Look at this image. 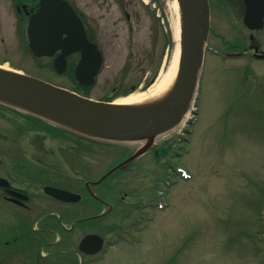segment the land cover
<instances>
[{
    "label": "rangeland",
    "instance_id": "374dc122",
    "mask_svg": "<svg viewBox=\"0 0 264 264\" xmlns=\"http://www.w3.org/2000/svg\"><path fill=\"white\" fill-rule=\"evenodd\" d=\"M129 1L126 10L131 20L127 19L125 11H119L112 3L109 25L137 29L132 34L134 46L130 48L126 44L127 32L120 34L122 50H112L96 84L86 91L93 99L114 97L111 94L113 89L121 93L116 100L134 92L145 91L149 86L144 88V85L156 71H161L177 44L169 0ZM221 37L224 38V51L231 45L239 44L232 34ZM131 53L135 54L134 59L126 62ZM220 58L210 53L206 55L194 124L187 122L182 129L157 141L158 148L168 144L172 146H167L169 148L161 158L155 157L156 167L152 164V155L142 157L135 163L139 165L146 161L149 162L146 167L154 168L149 177L157 175L158 191L155 199L162 202V205L168 204L156 211V214L146 207H142L143 213L137 212L130 205L133 202L124 206L129 211L127 220L130 217L147 220L154 218L144 223L146 227L143 232L136 229L127 235L138 241L135 245L127 243L118 246L94 264H264V62H253L245 57L224 61ZM37 64L0 62L6 69H24L30 75H39L45 82L84 93L75 80L70 79L73 73L68 71L73 68L69 67L65 75L59 76L52 70V62H39L42 69ZM192 118L193 111L190 114ZM4 123H7V117L0 115V124ZM187 130L191 133L186 136L188 140H185L183 136ZM33 137L27 139V144L21 145L25 149L21 153H57L67 156V159L59 155V158L43 160L53 170L64 165L67 168L63 174L65 182L72 171L73 178L78 182L75 189L79 192L122 160L118 158V153L99 151L90 147L86 141L81 142L82 147L77 149V153L61 152L60 143H66L50 137L47 141L43 140L42 152L41 146L35 147V143L40 144L41 138ZM110 147L106 149H116ZM71 163L77 167L76 171L72 170V165L68 166ZM179 171H185L189 178L183 179ZM115 173L113 176L117 178H109L103 184L104 189L107 186L115 189L111 197L108 196L110 201L120 197L121 191L135 195L132 188L138 190L135 192L145 193L138 181L141 178H126L127 184L121 185V174ZM164 181L173 184V187L171 185L172 188H169ZM150 182L151 179L146 185L149 186ZM161 187L167 189L164 191L168 193L167 196H161ZM99 195L104 197V194ZM146 201V198L144 201L138 199L139 204H145ZM78 208L82 210L83 206ZM92 212L86 210L83 214L88 216ZM126 224L130 225L131 221L128 220ZM85 225L91 229H100L97 223L85 222ZM88 230L86 226L83 231ZM80 264H83L82 259Z\"/></svg>",
    "mask_w": 264,
    "mask_h": 264
},
{
    "label": "flooded vegetation",
    "instance_id": "af4514ba",
    "mask_svg": "<svg viewBox=\"0 0 264 264\" xmlns=\"http://www.w3.org/2000/svg\"><path fill=\"white\" fill-rule=\"evenodd\" d=\"M44 1H47L49 8L46 14H54L58 0H0V62L54 64L62 57L63 50L72 49L75 51L64 58L68 62V67L70 62L75 65V73L77 64L84 56H90L91 51L94 58L95 50L99 49L103 62L109 60L113 49L121 51L120 34L124 32L128 35L126 44L130 48L134 46L132 34L137 29L109 25L112 3L119 11H125L127 19L131 20L126 5L131 1L60 0L67 2L78 16V19L72 22V27H65L66 33L61 38L63 47L60 49L58 46L61 44L55 43L58 37L47 33L53 30L48 25L55 23L56 20L43 21ZM257 2L262 5L263 0ZM209 4L211 28L207 53L219 57L244 56L253 62L257 60L264 62V20L260 29H251L245 24L248 12L245 0H209ZM252 14L255 15L256 12ZM259 14L258 12L257 15ZM253 22L255 25L261 24L259 20ZM227 34L236 36L239 44H230V48L224 51L222 48L224 38L221 35L224 37ZM215 37L217 39H214ZM32 44L41 52L43 49L59 50L55 51L54 55L43 57L32 53ZM134 57L135 54H129L126 62ZM89 62L95 61L92 59ZM33 76L41 78L39 75ZM43 135V128L32 123L7 121L4 125L0 124V264H80V259L83 264H94L109 251L116 250L118 246L122 247L127 243L132 245L131 238L128 236L129 242L127 235L136 229L140 231L139 226L144 219L130 217L128 220L131 224L127 225L129 211L124 206L127 207L129 202H133L130 205L140 212L141 204L138 203V199L146 198L151 200V205L154 204L157 175L154 178L149 177L154 168L146 167L149 162L145 161L139 165L134 164L124 171L121 174L123 178L121 185L127 184L126 178L139 177L141 179L138 181L145 193L132 188L135 195L124 192L119 200L112 202L108 198L112 193L110 187L104 189L103 186L100 192L97 187L90 185L84 187L86 191L82 189L79 192L75 189L78 182L73 178L72 171L71 176L67 177L69 180L65 182L63 174L67 168L61 165L53 170V167L48 166L46 160H43L59 158L60 154L21 153L25 151L21 145L27 144V139L34 138L33 136L41 138L40 144L35 143V147L41 146L40 151L43 152V140L47 141L43 139ZM154 151L155 153L151 154L154 156L152 164L156 167L155 157L158 150ZM60 158L67 159V156L60 155ZM70 165L72 163L68 164ZM71 167L72 170H77L75 165ZM150 179L151 182L147 186L146 182ZM48 187L80 194L82 198L78 202L63 201L48 194L46 191ZM99 194H104V197ZM129 197L133 199L128 200ZM80 205L83 206L82 210L78 208ZM99 209L101 210L97 211ZM86 210H92V215L83 214ZM85 222L97 223L100 229L84 226ZM86 226L90 230L83 231ZM92 235L103 238V248L99 253H93L99 249L97 239L84 246L85 249L82 248L83 240Z\"/></svg>",
    "mask_w": 264,
    "mask_h": 264
},
{
    "label": "water",
    "instance_id": "95a60500",
    "mask_svg": "<svg viewBox=\"0 0 264 264\" xmlns=\"http://www.w3.org/2000/svg\"><path fill=\"white\" fill-rule=\"evenodd\" d=\"M178 3L182 21L179 70L173 87L163 98L142 105L98 102L37 78L0 68V103L88 138L143 144L133 157L102 178L106 179L122 165L146 152L159 136L177 127L191 110L210 29L209 3L208 0H178ZM246 4L248 9L246 24L252 29L260 28L261 25H255L253 21H263L264 0L262 5H259L257 0H246ZM44 6L46 5L43 4V16ZM58 11L59 14L53 18L59 20V27H72V22L78 19L66 2L59 5ZM257 11H262L260 17L252 14ZM62 31L55 34L61 37L65 33ZM95 52L94 58L91 51V55L84 56L77 66L76 79L80 85L95 84L96 76L103 65L100 52L98 50ZM48 53L43 50V55ZM67 53H72V50ZM92 59L95 62H89ZM66 66L67 62H55V67L60 73L65 71ZM46 191L65 201H78L81 198L79 195L53 187L46 188ZM95 239L100 249L102 239L97 235L86 237L82 242V248L85 249L84 246Z\"/></svg>",
    "mask_w": 264,
    "mask_h": 264
},
{
    "label": "bare ground",
    "instance_id": "6f19581e",
    "mask_svg": "<svg viewBox=\"0 0 264 264\" xmlns=\"http://www.w3.org/2000/svg\"><path fill=\"white\" fill-rule=\"evenodd\" d=\"M169 4L173 11L172 28L174 38L177 43L170 59L161 68V71L155 84H153L146 91L134 92L129 96L116 100L115 103L117 105H142L143 103H147L149 101L158 100L163 98L173 87L179 70V60L181 53V13L178 0H169ZM189 117L190 114L186 116L184 122ZM183 124L184 123H182L181 126H183Z\"/></svg>",
    "mask_w": 264,
    "mask_h": 264
},
{
    "label": "trees",
    "instance_id": "16d2710c",
    "mask_svg": "<svg viewBox=\"0 0 264 264\" xmlns=\"http://www.w3.org/2000/svg\"><path fill=\"white\" fill-rule=\"evenodd\" d=\"M83 92L82 94H85V96H88V94L86 93V91L88 90V88H82ZM77 92H80L79 90H76ZM107 101H112L109 99H106ZM3 109L5 110L6 108L4 106L0 105V110ZM1 112V111H0ZM32 119V121L34 123H37L39 125V127L43 128V131L45 133H47L48 136L54 138V139H58L60 142L66 143V147L67 149H72L75 148L76 145L78 146V148L82 147V141L83 140H90L89 138H86L84 136H81L79 134H76L74 132H71L67 129L64 128H60L57 126H53L45 121H41L38 118L32 117V116H28ZM31 121V120H30ZM111 145V144H107L104 142L99 143V145ZM115 146V145H113ZM102 147V146H101Z\"/></svg>",
    "mask_w": 264,
    "mask_h": 264
}]
</instances>
